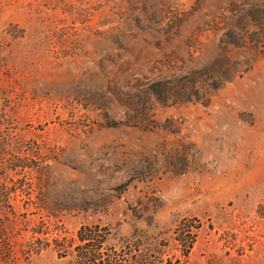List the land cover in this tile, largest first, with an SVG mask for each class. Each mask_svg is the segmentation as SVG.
Here are the masks:
<instances>
[{"label":"rangeland","instance_id":"rangeland-1","mask_svg":"<svg viewBox=\"0 0 264 264\" xmlns=\"http://www.w3.org/2000/svg\"><path fill=\"white\" fill-rule=\"evenodd\" d=\"M84 226L97 264H264V0H0V264Z\"/></svg>","mask_w":264,"mask_h":264},{"label":"trees","instance_id":"trees-1","mask_svg":"<svg viewBox=\"0 0 264 264\" xmlns=\"http://www.w3.org/2000/svg\"><path fill=\"white\" fill-rule=\"evenodd\" d=\"M195 87L196 86L193 85V88ZM151 92L153 95H155L157 99L162 101L164 97H166V95L169 94L170 90L165 84L157 83L151 86ZM106 231L107 229L99 228L98 226H95V227L84 226L78 230L77 237L76 239H73V242L74 241L78 242L79 245L81 244V247L80 249H78L79 251H76L77 253L75 254V263L77 264H97L98 263L99 254L102 251L100 250V248L107 241L106 239H104L105 237L106 238L108 237V234ZM54 241L56 245L55 250L58 252L60 251L59 247L61 245L63 246V244H61V242L58 239ZM176 241L178 242L177 244L186 243L185 245L186 250H185L184 255L187 256L189 251L193 247L194 237H192L190 241H188V239L180 240L179 238H177ZM136 262H138V264H147L145 260H136Z\"/></svg>","mask_w":264,"mask_h":264}]
</instances>
